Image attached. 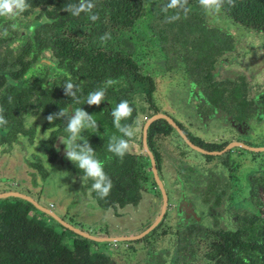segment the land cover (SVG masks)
I'll use <instances>...</instances> for the list:
<instances>
[{"label":"flooded vegetation","instance_id":"af4514ba","mask_svg":"<svg viewBox=\"0 0 264 264\" xmlns=\"http://www.w3.org/2000/svg\"><path fill=\"white\" fill-rule=\"evenodd\" d=\"M161 1L140 0L128 28L119 24L126 17H115L114 0H84L94 7L78 16L73 13L81 0H26L29 7L15 19L0 17V108L8 121L0 126V201L24 202L29 216L63 240L86 246L94 264H122L119 245L141 256L130 264H143L145 245L154 249L173 235L171 264H199L194 253L201 251L208 264H264V84L255 81L256 68L249 73L243 65L250 52L264 82V29L240 24L222 7L206 10L199 0H181L172 9L171 0ZM91 15L99 18L92 21ZM205 28L231 50L189 76ZM106 34L110 38L102 40ZM171 38L178 53L173 56L182 57L180 84L167 77L174 67L162 63L157 69L159 61L144 59L157 46L166 61L163 47ZM155 77L165 81V103ZM109 79L115 83L105 88ZM69 80L75 96L65 94ZM100 88L103 101L89 106L88 94ZM121 101L133 109L120 121L121 127L138 129L131 137L114 125L112 111ZM76 108L96 120L97 128L80 136L111 180L104 198L67 158L68 117L47 120L61 109L74 115ZM120 139L129 143L123 158L108 151L109 142ZM77 144L83 147V139ZM45 189L56 197L66 193L68 202H47L52 198ZM109 212L136 217L137 230L109 234ZM90 221L93 229L80 226ZM167 256L169 251L155 249L147 263L165 264Z\"/></svg>","mask_w":264,"mask_h":264},{"label":"trees","instance_id":"16d2710c","mask_svg":"<svg viewBox=\"0 0 264 264\" xmlns=\"http://www.w3.org/2000/svg\"><path fill=\"white\" fill-rule=\"evenodd\" d=\"M139 3L140 0H114L115 17H126L119 24L125 28L133 25L139 15ZM234 3L235 6H229L224 0L221 7L240 24L264 29V0H234ZM206 29L198 37L199 60L194 71L186 72L189 76H197L203 64L214 65L217 56L231 50L223 45L217 32ZM63 237L53 227L29 216L24 202L17 199L0 201V264H94L86 246L82 248ZM64 253L70 256L67 260L61 256Z\"/></svg>","mask_w":264,"mask_h":264},{"label":"clouds","instance_id":"9594fccd","mask_svg":"<svg viewBox=\"0 0 264 264\" xmlns=\"http://www.w3.org/2000/svg\"><path fill=\"white\" fill-rule=\"evenodd\" d=\"M186 2L187 0H183L184 4H186ZM199 3L206 10L215 9L216 11H219L224 0H199ZM227 3L229 6H235L234 0H227ZM177 6H182L181 0H171L167 5V9L177 8ZM28 7L29 5L26 3V0H0V17L15 19ZM73 7L74 5L70 4L65 8V11H69ZM93 7L94 4L90 2L85 4L84 0H81L79 8L73 13V15L78 16L81 12H90ZM98 18V15L90 16L92 21H96ZM44 19L46 20L47 18L45 17ZM2 35H8L7 29L4 30ZM109 38L110 36L106 34L101 39L107 40ZM113 83H115V81L109 79L105 88ZM64 88L66 89V95L75 96V92L73 91L74 84L70 80L66 83ZM105 88H100L89 93L87 96V104L89 106H99L104 99ZM132 111L133 109L129 106L127 101H121L112 111V116L115 118V127L127 137L133 136L134 131H138V129L134 130L131 126H127L126 128L121 127L120 121L129 117ZM2 112L3 109L0 108V126H4L8 123L2 115ZM72 112L74 115H69L67 109H61L59 113L49 115L47 120L49 123H52L55 119L60 117H68L67 126L65 128V131L69 133L65 141L67 158L84 173L82 180L91 179L94 181L91 190L96 191L101 198H104L109 194L112 188L111 180L104 173L103 163L96 158L95 152L89 146L87 139L80 136L81 131L86 128H97L96 120L93 116H88L82 108H76ZM78 138L79 140L83 139V147H80L79 144H77ZM113 139H115V137H113ZM128 149L129 143L125 139H120L115 145L111 142L108 144V151L114 153L120 158H123Z\"/></svg>","mask_w":264,"mask_h":264},{"label":"rangeland","instance_id":"374dc122","mask_svg":"<svg viewBox=\"0 0 264 264\" xmlns=\"http://www.w3.org/2000/svg\"><path fill=\"white\" fill-rule=\"evenodd\" d=\"M162 2H163V0L161 1V3ZM194 9H195V7H191L190 8V12H192ZM196 13H197V14H195L196 17H198L199 19L204 20V21L206 20V17H205L204 14L199 13L198 10H196ZM148 37L151 38L150 35H148ZM236 37H238L237 34H236ZM160 43L162 44L163 41H160ZM241 44H243V43H241ZM173 45H174V42H173V40L171 38L170 43L164 45V47H163L165 49V51H166V54L169 56L166 61L163 60V59H161L162 58V57H160L161 55L157 54V53H159L161 51V48L160 47H157V46H154V48H153L156 53L153 52V50H150L149 49L148 52H147V55H145V58L144 59L147 60L148 62L149 61L150 62H154L155 65H156V61H159L157 63V65H156V68L157 69L159 68L158 66L162 65V63H163V67L164 68L172 69L174 67L173 71L168 72V73H172V75H168V76L166 75V76L167 77L174 76L175 78L174 77H171L170 78L171 80H173V79L174 80L173 81L170 80V81L173 84H176L177 82L180 84V83H182V81H185L184 80V77L182 75V70H181V68L183 67L182 57L181 56H178V55L173 56V55H175L177 53V51H174L172 49ZM240 47H242V46H240ZM238 51H240L241 54H242V52H244V50H241V48H239ZM248 52H249V50H248ZM139 53L142 55L141 52H138V55L139 56H140ZM256 61H257V58H255L249 52L248 53L247 61L243 65H247L248 64L245 67V70L248 69L247 72H249V73H252L251 70L254 69V68H256L257 70H255V76H256V80L255 81L257 83H259L260 85H263L264 84L263 78H261L260 75L257 73L259 71V65H258V63L255 64V65H252ZM157 74H158V71H157ZM164 83H165V81H163L161 77H155V84L157 86L159 84V87H158L159 94H158V96L161 95V100L160 101L162 103H165V97L166 96H169L168 94H166V92L163 93V91L161 90L162 88H163V90L165 89V84ZM46 189H47V187H46ZM46 189H45V194L46 195L48 194V197L52 198V199H49V200L47 199V202H49V201L55 202V200H57V202L60 201L61 203L65 202V201L68 202V197L66 196V193H62L61 194L62 195L61 197H56V196H53V195H51L49 193V192L52 191L51 189H49L48 191H46ZM167 191L170 192V189L168 187H167ZM262 194H263V196H261V199L264 197V192ZM235 199H237V198H235ZM57 211H58L59 214L61 213V211H59V209ZM141 214H143V212ZM144 214H146V211H145ZM107 217L109 218V223H110L109 229H108L109 234H115L116 233V235H120V234L124 235V234H127V233L135 232L137 230L139 224H140L139 223V220L136 217L131 216V215L124 216L123 218H116V217H114L109 212V213H107ZM170 219L171 220L169 222V225L172 226L175 220L173 219V216H172L171 213H170ZM93 221L92 222L90 221L88 223L81 222V225L80 226L81 227H83V226L84 227L85 226H87V227L91 226V228L93 229L94 228L93 225H92ZM175 239H176L175 235H173V236H166V237H164L162 239V242L161 243L156 244V246H155L154 249L151 248L150 245L149 246L148 245H145L144 246L145 248L143 250V252L145 253V257H143V261H145V262L143 264H148L147 263V261H148V253L154 251L155 249H162L164 251H169L170 256H167L166 257L165 264H171V261H170L171 260V253L172 254H175V252H176L174 250V240ZM119 251L121 253V254H119L120 260L123 261L122 264H130L133 261L134 262L135 261H138V258L141 257V256H138L139 255L138 252H136L135 254H133V252H131L128 249H124L123 250V246L122 245H119ZM203 253H204V251H201L200 253H194V254L199 259H201L199 264H208V262L203 258ZM182 255L185 256L184 253ZM188 255H189V253H187V256H185V257H188ZM181 261H182V263H184L183 258H181Z\"/></svg>","mask_w":264,"mask_h":264}]
</instances>
